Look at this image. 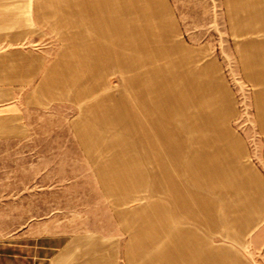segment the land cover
<instances>
[{
	"label": "rangeland",
	"instance_id": "rangeland-1",
	"mask_svg": "<svg viewBox=\"0 0 264 264\" xmlns=\"http://www.w3.org/2000/svg\"><path fill=\"white\" fill-rule=\"evenodd\" d=\"M155 5L135 20L158 13L177 33L120 25L119 56L105 72L67 71L55 42L57 65L40 74L28 135L0 140V248L89 230L118 237L123 251L128 237L158 247L159 226L196 224L172 195L183 186L203 223L247 225L240 253L264 264L261 65L244 46L242 69L224 0Z\"/></svg>",
	"mask_w": 264,
	"mask_h": 264
},
{
	"label": "crops",
	"instance_id": "crops-1",
	"mask_svg": "<svg viewBox=\"0 0 264 264\" xmlns=\"http://www.w3.org/2000/svg\"><path fill=\"white\" fill-rule=\"evenodd\" d=\"M157 2L168 7V0H0V140L28 135L27 109L38 94L40 74L57 65L56 41L63 43L57 59L67 71L79 67L88 73L105 72L107 60L119 56L112 42L119 40L120 25H150L149 31L162 26L155 31L177 33L176 23L165 16L160 19L158 13L147 14L155 21L135 20L139 13L157 8ZM224 8L231 35L243 42L239 46L242 69L248 66L246 46V58L251 56L261 65L259 78L264 82V0H224ZM257 96L256 120L264 134V97ZM182 187L172 195L196 224L178 221L159 226L158 247L151 246L152 237L140 242L143 249L128 237L123 251L118 237L97 230L44 234L27 242L5 243L0 248V264H249L239 249L247 243L244 229L248 226L222 230L203 223L197 195L191 205ZM232 232L238 235H227ZM209 233L220 234L224 240Z\"/></svg>",
	"mask_w": 264,
	"mask_h": 264
}]
</instances>
